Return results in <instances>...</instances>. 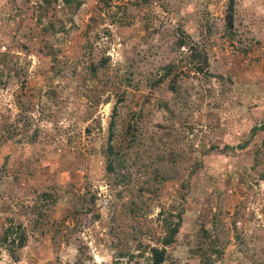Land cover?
Wrapping results in <instances>:
<instances>
[{"label":"rangeland","instance_id":"rangeland-1","mask_svg":"<svg viewBox=\"0 0 264 264\" xmlns=\"http://www.w3.org/2000/svg\"><path fill=\"white\" fill-rule=\"evenodd\" d=\"M73 1L0 0V232L26 233L0 264H147L167 211L162 264H264V0L229 35L227 0Z\"/></svg>","mask_w":264,"mask_h":264},{"label":"trees","instance_id":"trees-1","mask_svg":"<svg viewBox=\"0 0 264 264\" xmlns=\"http://www.w3.org/2000/svg\"><path fill=\"white\" fill-rule=\"evenodd\" d=\"M64 5L73 4V0H60ZM50 2V0H37V10L45 9L46 5ZM71 6V5H69ZM233 0H227L226 8L224 11V32L226 34H231L232 24H233ZM41 15V12L38 16ZM37 16V15H36ZM37 16V17H38ZM38 20L41 19L38 17ZM43 22V21H42ZM41 22V23H42ZM41 31L45 34L54 33L55 25L52 22H45L41 25ZM180 34L176 40L177 47H183L186 49L187 57L191 62V69L194 72L202 73L205 71L207 67V55L204 49V46L199 43V41H195L193 39L188 38L184 35L183 32H179ZM49 54H52L51 52ZM9 60L8 52H0V66L4 67ZM172 72V65L168 64L165 66V70L163 76H168ZM175 78V77H174ZM173 80V79H171ZM5 127H0V145L3 147L9 142L8 140L12 138L15 134H21L24 132L21 128H16L14 122L11 123H3ZM264 127V124L259 126H254L251 129V133L257 129H261ZM5 148V147H4ZM107 168L109 170L113 169V163L117 166H120L119 157L116 153L113 152V145L107 144ZM163 212V211H162ZM161 214V213H160ZM172 216L176 219H172ZM161 222V234L158 239V243L156 245L151 246L148 249V255L146 257L147 264H162L165 260L166 247H168L171 243H173L175 239V235L178 231L180 224V216L179 214H171L170 211H167L165 215H163L160 219ZM26 241V233L24 228L20 224H12L7 223L4 225L0 232V247H3L5 251L9 254L12 259L17 258L14 254V249L21 248Z\"/></svg>","mask_w":264,"mask_h":264}]
</instances>
